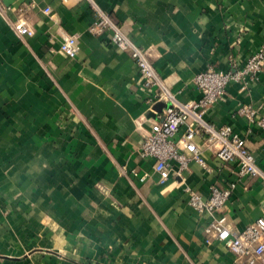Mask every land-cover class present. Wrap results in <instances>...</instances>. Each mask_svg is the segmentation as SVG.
Returning a JSON list of instances; mask_svg holds the SVG:
<instances>
[{"label": "crops", "instance_id": "1", "mask_svg": "<svg viewBox=\"0 0 264 264\" xmlns=\"http://www.w3.org/2000/svg\"><path fill=\"white\" fill-rule=\"evenodd\" d=\"M2 2L0 264H241L225 244H205L210 217L186 192L207 197L212 185L238 181L235 166L205 152L210 171L192 162L160 184L140 151L166 104L147 107L130 54L90 27L97 8L107 14L187 103L202 97L195 76L240 67L264 46V0ZM20 20L33 36L18 34ZM68 36L78 41L74 59L60 50ZM241 103L264 113V70L249 91L231 84L205 116L244 135L264 169V132L248 133L235 116ZM237 184L225 214L243 230L264 215V185Z\"/></svg>", "mask_w": 264, "mask_h": 264}, {"label": "built area", "instance_id": "2", "mask_svg": "<svg viewBox=\"0 0 264 264\" xmlns=\"http://www.w3.org/2000/svg\"><path fill=\"white\" fill-rule=\"evenodd\" d=\"M8 9L0 0V15ZM44 11L49 14L51 9L46 8ZM96 11L97 17L90 27L91 32L96 35L110 32L112 43L120 51L130 54L141 76L143 88L148 93L147 107L152 110L159 103L166 104L145 137L141 157L154 160V171L159 176L160 184L168 182L173 174L181 177L192 162L210 171L204 158L205 152L211 153L221 165H234L238 181L227 186L212 185L207 197L187 187L188 204L196 213L210 217L204 229L205 244H225L241 264H264V215L245 229L236 230L225 214L237 183L252 178L264 185V169L257 164L244 135L231 125L216 127L205 119L208 110L225 99L231 84H239L242 91H249L259 81L264 70V46L240 67L233 65V69L228 71L210 67L195 76L194 84L202 94L201 99L180 103L151 63L148 52L126 36L107 14L98 8ZM14 27L20 36L34 35V31L22 20L15 23ZM60 50L67 57L76 58L79 52L77 38L65 37ZM235 116L247 121L248 133L254 127L264 132V113L260 107L241 103ZM184 127L185 131L180 135Z\"/></svg>", "mask_w": 264, "mask_h": 264}, {"label": "water", "instance_id": "3", "mask_svg": "<svg viewBox=\"0 0 264 264\" xmlns=\"http://www.w3.org/2000/svg\"><path fill=\"white\" fill-rule=\"evenodd\" d=\"M162 106H163V104H158V105L156 106V109L159 110Z\"/></svg>", "mask_w": 264, "mask_h": 264}]
</instances>
